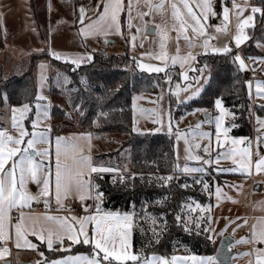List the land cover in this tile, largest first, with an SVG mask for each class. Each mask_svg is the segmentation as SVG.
<instances>
[{"label":"rangeland","instance_id":"rangeland-1","mask_svg":"<svg viewBox=\"0 0 264 264\" xmlns=\"http://www.w3.org/2000/svg\"><path fill=\"white\" fill-rule=\"evenodd\" d=\"M110 2L113 3L114 0ZM161 2H163V8L149 9V3L157 5ZM102 3L104 5L105 0H0V70L2 69L3 73L8 75L12 74L18 66L17 63L23 60L27 61L32 54L44 50L49 53L48 58H42L35 62L37 100L34 106L24 104L28 105L27 110H24L23 105L12 106L5 99V93L0 92V130L13 137H19L21 129L29 133V136L23 138V142L19 146L21 148L26 146L32 132L47 133L48 142H37L31 150L32 152L29 153L33 161L41 165L39 171L41 183L37 189L41 191L43 177L51 176V172L42 165L44 155L37 153L42 152V148L53 140L54 133L57 134L59 130H62L60 122L51 115L53 98L50 88L53 85L65 86L69 82L68 74L56 69L51 64V59L56 60V58L50 54V50L61 54L60 61L69 63L72 59L81 57L84 58L81 63L89 61L88 56L92 58L94 52L103 50L105 53L117 55L129 53L135 59L136 68L147 74H165L169 73L171 68H177L178 79L175 81L171 74H168L163 77L158 91L137 92L133 95V127L135 124V128L139 130L136 132L141 133L173 134L176 165H179L180 169H183L185 165L189 168L203 169L201 172L184 174H201L209 179H216L212 185L213 206L201 208L203 213L211 217L208 218L211 236L213 239L220 240L227 235H223L224 230L234 227L240 234L238 238L234 236L237 239L234 264H251L250 249L253 247L254 251V247L257 249V245L256 242L250 245L247 239L249 205L253 216L259 215L260 212L264 213V169L259 172L256 170V161L264 157V142L262 145L260 144L262 139L260 137H263L264 140V127L258 122L257 117L261 120H264V117L254 116V133L260 140L254 138V141L251 142V139L246 136L231 133L229 121L233 119L234 114L230 107L225 105L222 98L218 97L226 111L220 123L219 133L216 128V117L220 115V110L215 107V100L218 98L211 106H195L185 109L184 105L198 98L210 79V70L202 65L199 66L198 58L209 53H223L213 49L225 46L243 50L250 38L249 30L257 23V15L263 16L259 31L264 30V15L261 13L252 14L251 7L255 6L261 9L264 7L255 0H235L237 5L243 7V12H240V9L233 8V0H210L216 15L208 14L207 19H204V0H123L122 26L121 22L112 21L110 9L104 20L99 21L90 30L92 34L85 35L81 32L82 27L88 24L89 20L100 15ZM224 7L229 9L227 21L223 16ZM81 8L84 10L83 20H81ZM174 12L177 15L174 16ZM237 13L240 14L237 15ZM250 14L253 15V21L244 28L248 39L237 47L234 38L238 31V25ZM194 16L200 18L199 25L193 18ZM201 26L203 33L193 31L194 28L199 29ZM218 27L221 29L226 27V31H217ZM150 28L154 31L149 32ZM253 43L258 52L248 53L246 56L242 54L253 68L264 73V31L254 35ZM236 52L240 55L237 50ZM189 53L194 58H190ZM173 57H177L175 63H173ZM41 63L45 65L43 69L40 67ZM140 65L163 70L149 71L147 68H141ZM245 68L244 63L242 69L246 70ZM201 69L203 72L200 71ZM248 87L249 92L251 91L253 94L254 102L264 105V77L256 78L253 84L248 81ZM196 89H199V93L192 95ZM258 91L261 93L260 95L257 94ZM189 96L191 98L186 99ZM37 105L40 107L37 108ZM14 108L17 110L15 113L13 112ZM33 108L34 112H32ZM74 114L72 113V115ZM14 116L18 127L13 126ZM34 120L37 122L35 128L33 127ZM154 121H160V123H154ZM251 124L253 125L252 120ZM70 125L73 126L72 123ZM64 129H70L69 125ZM157 129L159 130L157 131ZM50 130H52V134ZM202 133H208V135H202ZM178 136L179 139H177ZM103 138L105 139V137ZM234 139L238 142L233 143ZM256 141L261 146H255ZM8 146L17 147L15 144ZM98 147L99 154L96 155V162L100 160V154L103 151L114 146L110 145L108 141L100 143ZM244 149H248L250 155L245 154ZM261 149L263 150L261 151ZM33 152L35 153L32 154ZM19 155L17 153L12 160H18ZM189 156H198L201 159H189ZM204 161H211V163H204ZM242 165L247 167H242ZM225 169H235V171H226ZM125 171L113 174L112 181L121 186L126 185L128 178L124 174ZM178 172L183 173L182 171ZM250 176L252 181L255 177V183L263 184L261 190L251 189V192L249 191ZM33 183L38 185L35 181ZM217 188L220 190L219 195ZM50 191L51 178L49 193ZM100 202L101 200L97 201L93 197L90 203L94 207ZM106 213L131 214L130 212L103 211L97 215ZM202 220L203 217L200 215L198 222L200 223ZM130 223V235L124 250L137 255L140 264H144L145 260H151L153 257H164L169 262L172 261V257H177L174 264H193L192 257L209 256L208 254L199 255L179 250L170 256L155 253L139 256L131 246L132 214ZM257 223V220L254 219L256 228ZM116 243L120 247V241L117 240ZM87 251L91 252V249L88 248ZM31 254V260L28 261L33 264L43 261V256L39 252ZM56 254L55 251L48 253L49 257H54ZM56 259L52 258V260ZM113 264H137V262L131 260L113 261ZM156 264H161V262L157 259Z\"/></svg>","mask_w":264,"mask_h":264},{"label":"trees","instance_id":"trees-1","mask_svg":"<svg viewBox=\"0 0 264 264\" xmlns=\"http://www.w3.org/2000/svg\"><path fill=\"white\" fill-rule=\"evenodd\" d=\"M255 1L264 7V0ZM262 17L257 15L256 25L249 30L250 38L243 50L240 49L245 56L258 52L253 40L254 35L264 31H259ZM236 54L232 48L230 53H209L198 58V65L210 70V79L201 95L184 107L211 106L220 97L234 114L229 121L231 133L251 139L252 110L255 116H264V105L252 106L245 70L233 59ZM48 56L47 50L34 53L27 61L18 62L9 75L0 70V92L5 93L10 105L34 106L37 100L35 62ZM51 64L69 76L67 85L50 88L54 101L51 115L60 122L62 129L69 125L72 131L92 132L101 137L109 134L107 141L111 143L116 141L110 140L112 135L119 140V146L103 151L100 160L105 159L113 171L126 170L124 174L129 177V182L118 185L112 181L111 172H107L94 175L93 187L99 185L98 190L103 193L100 210L132 214L133 251L139 256L152 253L170 256L178 250L199 255L214 254L216 245L207 239L211 231H203L208 228L209 219L202 209L213 206L212 185L216 179L174 171L173 134L133 131V95L158 91L165 75L171 74L173 81L178 79V69L171 68L165 74H147L136 68L135 59L129 53L117 55L103 50L94 52L91 60L79 66L57 59H51ZM169 175L176 178L168 183L158 179ZM204 183L209 185L208 190L204 189ZM185 184L188 186L182 187ZM96 191L94 187V193ZM177 215L181 217L180 222L176 220ZM200 215L203 220L197 229ZM185 222L191 231H185ZM88 248L92 250L90 245L78 244L68 251L57 252L54 257L79 252L90 254ZM40 249L44 251V246ZM47 257L54 258L48 254Z\"/></svg>","mask_w":264,"mask_h":264},{"label":"snow or ice","instance_id":"snow-or-ice-1","mask_svg":"<svg viewBox=\"0 0 264 264\" xmlns=\"http://www.w3.org/2000/svg\"><path fill=\"white\" fill-rule=\"evenodd\" d=\"M157 8L161 9L163 8V2L161 4L152 5L149 3V9L151 8ZM173 8H175V5H173ZM233 8L240 9V12H243V7L240 5H237L235 3V0H233ZM111 9V19L113 22L117 21V14L122 10L121 0H114L113 3L108 4L105 3L104 5V14H102L99 17L98 21H94L92 24L88 25L87 28L81 29V32H83L85 35L92 34L90 31L93 28L94 24L99 23V21L104 20L105 16L108 14L109 10ZM203 10H204V19H207V15H216L214 12L212 5L210 3V0H204L203 3ZM83 8H81V20H83ZM189 12H191V9H189ZM228 12L229 9L227 7L223 8V16L224 20L227 21L228 19ZM251 13H261L264 15V9H261L259 7L252 6L251 7ZM240 13H237L239 15ZM173 15H177L176 12L173 13ZM197 24H200V18L199 17H193ZM253 21V15H248L239 25H238V31L235 35V44L237 47L245 40L248 39L247 35L244 33V28L248 26ZM193 31H200L203 33V27L201 26L199 29L194 28ZM217 31H226V27L224 29L217 28ZM187 39V37H185ZM205 44H207V41H205ZM217 52H223V53H230L232 49L228 46H225L223 48L213 49ZM50 54L55 57L56 59H62V56L58 52H51ZM190 58H194L191 56V53H189ZM66 59V57H64ZM84 58H77L72 59L71 63L74 65L79 66V64L82 62ZM87 59L91 60V56H88ZM173 63L176 62L177 57H173ZM234 61H238L241 67H244V61L241 58V56L237 53L234 56ZM251 59V58H250ZM40 67L43 69L45 65L43 63L40 64ZM141 68H147L149 71H162L161 68H155L153 69L151 66L148 65H140ZM207 67V65H205ZM203 72V69L200 70ZM187 78V77H185ZM207 79V78H205ZM82 82H84V78H82ZM199 93V89H196L195 92L192 93V95H197ZM260 95L261 93L258 91L257 93ZM191 96L186 97V99H190ZM5 99L7 97L5 96ZM40 106L37 105V108ZM215 107L220 110V115L216 117V128L217 133H219L220 130V123L223 119V116L225 114V109L222 107V101L221 99L215 100ZM24 110L28 109V105H23ZM77 109H79V105H77ZM17 111L15 108L13 109V112L15 113ZM83 115V113H81ZM258 122L261 124L262 127H264V120H261L259 117H257ZM36 121H33V127H36ZM154 123H160V121H154ZM13 126L18 127L16 124L15 116L13 117ZM235 126V125H233ZM159 129H157L158 131ZM133 131H139L137 128H135V124L133 127ZM225 132H227V129H225ZM31 138L27 140V144L25 147L21 148L19 147L22 142L23 138L26 136H29V133H27L25 130L21 129L19 132V137H13L10 135H7L5 131L0 130V240H4L7 237L4 234V220L6 215V206L8 209L16 206L17 204H20L22 206H26L29 201L38 199L41 196L47 197L49 196V189H50V176H44L43 177V186L40 192H38L36 195L30 194L25 189L26 184V177L30 178L31 180L35 181L38 185L41 183L40 179L38 178V172L41 169V165L37 164L33 161L32 156L29 154L30 150L33 149L34 145L39 143H47L48 137L46 132L42 133H36L35 131L32 132ZM90 136V134H88ZM202 135H208V133H202ZM179 139V136L177 137ZM259 140V137L257 138ZM238 142L237 140H233V143ZM187 144V140L185 141ZM9 144H15L17 147H9ZM65 144V138L64 137H57L56 138V172H55V195L57 202L59 203L61 200L62 195H66L73 184H75L78 192L84 190L86 187L89 189L93 187L91 185V181H85L83 179L84 172L83 168H87L90 172H109L113 171V169L109 168H96L91 165V158L89 156H75L73 155V160L77 162V164L80 166L81 170L73 172L72 169H70L66 164L62 165L60 161L61 156V149L62 145ZM73 152L76 151V146L72 145ZM187 151V149H186ZM207 151V149H205ZM245 154L248 153V149H244ZM19 153V159L18 160H12L13 157H15ZM39 155H48V150L44 149L42 152L37 153ZM250 155V154H249ZM189 159H201L200 157H188ZM9 160H12L11 166L5 170V165L8 163ZM204 163H211V161H204ZM242 167H247L246 165H242ZM262 169H264V157L260 158L256 161V170L259 172ZM17 170L19 171V187H17ZM219 170V169H218ZM226 171H235V169H225ZM174 171H182L183 173H189V172H201L203 169L201 168H189L187 165L183 167V169L179 168V165H176L174 168ZM50 172V170H49ZM176 177L173 175H169L166 177H158V179L163 180L165 183H168L169 181L175 179ZM196 183H201V181H195ZM188 185H182V187H187ZM97 191L95 193V199L97 201H100L103 197V193L100 192L99 185L94 186ZM209 185L207 183H204V189L208 190ZM219 188H217V194L219 195ZM81 200H83L85 197L84 195H80L79 197ZM45 205L47 206V200H45ZM198 208L200 207L199 204L196 205ZM191 207V205H189ZM97 213L100 212V206L99 203L96 205ZM87 210V209H86ZM23 215V214H21ZM48 220L56 221L59 225V230H52L47 229V235H43L44 229H40L39 231L33 230V235H39L40 239L45 241L47 244V247L49 250H54V243L58 242L63 248L65 237L68 241L71 243L68 245V248H71L72 244H85V245H92V250L90 254H78L75 256H67L62 257L60 259L52 260V261H45V264H113V261H136L137 264H140V261L138 260L137 255H133L126 250H124V246L128 244V238L130 235V228H131V214L125 213L123 215H120L119 213H106L104 215H93V216H83V217H72L71 223H68V217H52L48 216L46 217ZM209 219L211 217H208ZM177 222L181 221V217L177 215L176 217ZM89 221H94V228L91 230V235H89V231L86 228V225ZM153 223H155V218H153ZM74 224H78L79 228L76 229L74 227ZM166 226V224H165ZM197 229H200V224L197 221L196 222ZM16 234L17 236L22 235L21 230V224L17 223L15 226ZM185 231H191V229L188 227V223L185 222L184 225ZM204 232H210L211 230L208 228L203 229ZM154 234H156V230L153 229ZM261 238L264 239V233L261 234ZM208 241L212 242L213 237L211 235L207 236ZM117 240L120 241V247L117 246ZM25 244L29 247L35 248V245L29 244L25 240ZM19 243H17V247H19ZM67 251L68 249H64ZM8 249L3 248L0 249V256H3L7 253ZM41 256H43V253H40ZM159 260L161 264H174V262L178 259L177 257H172V261L169 262L164 257H153L151 260H145L144 264H156V260ZM193 264H224L221 260H218L216 256H201L199 258L192 257ZM36 264H40V262H36Z\"/></svg>","mask_w":264,"mask_h":264},{"label":"crops","instance_id":"crops-1","mask_svg":"<svg viewBox=\"0 0 264 264\" xmlns=\"http://www.w3.org/2000/svg\"><path fill=\"white\" fill-rule=\"evenodd\" d=\"M111 0H105V3L111 4ZM104 3V5H105ZM104 5L102 3V6L100 7L99 11V16L89 20L88 24L84 25L82 29L87 28L88 25L92 24L94 21H97L96 19H99V17L104 14ZM122 9H123V0L121 1ZM123 17H124V11H120L117 14V21L123 25ZM95 25V24H94ZM93 25V26H94ZM250 96L252 100V104H256L253 100V94L250 91ZM54 104L51 103V108ZM259 105V104H258ZM254 110H252V121H253V131H252V137H251V142L254 141V138H257V135L254 133ZM264 117V116H262ZM52 129V128H51ZM50 133L52 134V130H50ZM90 134V136L88 135ZM57 137H64L65 138V144L62 145L61 149V156H60V161L62 165H67L70 169H72L73 172L81 170L80 166L77 164L76 161L73 160V155L79 157L81 155L83 156H89L91 158V165L96 168H109L108 163L106 160H99L96 162V155L99 154L98 145L102 142H108L107 139L110 138L109 134L104 135V136H96L92 132H81L78 130H69V129H62L59 130L57 134H53V140L49 141V143L42 148V151L44 149L48 150V155L43 156V164L45 166L46 170H50L51 172V191L49 193V196L44 197L41 196L38 199L29 201L26 206H22L20 204H17L16 206L8 209L6 206V215H5V220H4V234L7 237L4 239L3 243H0V249L7 248L8 251L5 255L0 256V264H8V260L11 261L10 264H19L22 262H31L28 260H31V253H43V261H40V264H45V261H52V258H48L47 254L48 252H59V251H65L64 249L70 250L73 246L78 245V244H72L71 248H68V245L71 243L70 241L67 240L65 237L64 240V245L63 248H61L60 244L58 242L54 243V250H49L47 247V244L45 241L41 240L39 235H33L32 232L33 230L39 231L40 229H44L43 235H47V229H52L54 231L59 230V225L57 224L56 221L48 220L46 217L52 216V217H68V223H71V218L72 217H83V216H93L97 215V208L96 205L93 207L91 205V201L93 200V197H95L94 193V187H91L90 189L86 187L84 190L79 191L77 190L75 184L71 186L70 191L66 195H62L60 202H57L56 195H55V172H56V138ZM105 137V139L103 138ZM260 141V144L264 142L263 137ZM259 138V140H260ZM110 140H116L115 142L111 143L110 145H113L114 147L112 148H117L119 146V140L115 138L114 135H112ZM259 142H255V146L259 145ZM264 144V143H263ZM72 145L76 146V151L73 152L72 150ZM105 146V145H104ZM103 146V148H104ZM32 150V149H31ZM30 150V151H31ZM263 149H261L262 151ZM264 151V150H263ZM32 152V151H31ZM30 153V152H29ZM35 153V152H33ZM32 153V154H33ZM11 160L8 161V163L5 165V170H7L10 167ZM50 165V166H49ZM84 172L83 179L85 181H91V185L93 186V177L95 174H103L107 172H90L87 168L82 169ZM112 174H118V171H109ZM19 174V173H18ZM17 174V187H19V181L18 177L19 175ZM38 178H39V172H38ZM128 182H129V177ZM252 177L250 176L249 179V188L250 192L251 189H255L256 191L261 190L263 187L262 183H255L253 178V181L251 180ZM127 182V183H128ZM126 183V184H127ZM39 185H35L33 183V180L30 178L26 177V184H25V189L28 193L36 195L38 192ZM80 195H84V199L81 200L79 197ZM47 200L48 204H51L54 206V211L53 212H38L35 211L31 208H33L35 202H45ZM72 201H80L83 204V207L81 210L78 212L74 211L70 207V202ZM251 204V202H250ZM250 207V212L248 216V232H247V239L249 241L250 245L255 244L257 245L250 249V256H251V264H264V239L261 238V234L264 233V213L260 212L259 215L253 216V212L251 214V206ZM87 209V210H86ZM100 212H103L100 210ZM109 212V211H108ZM23 214V215H21ZM205 214V213H204ZM254 219L257 220V228L254 225ZM17 223L21 224V230H22V235L17 236L16 234V229L15 226ZM209 225V224H208ZM74 227L76 229L79 228L78 224H74ZM87 230L89 231V235H91V230L94 228V221H89L88 224L86 225ZM225 232V233H224ZM223 235L228 234L234 238V242L231 244L234 246L233 250H236V238L240 236V234L237 232V230L233 227L232 229L229 230H224ZM235 236V237H234ZM25 240L31 244L35 245V248L29 247L25 244ZM241 240V238H240ZM219 239H213V243L218 245ZM17 243H19V247H17ZM82 244V243H79ZM44 246V251L40 249V246ZM85 245V244H84ZM89 246V245H88ZM92 246V245H90ZM131 246H132V232H131ZM46 250V252H45ZM67 250V251H68ZM78 254H87L85 252H79L75 254H69L65 256H59V257H54L57 259H60L62 257H67V256H75ZM214 256V254H208ZM47 258V259H46ZM18 260V261H17ZM233 261H234V256H233ZM235 262V261H234ZM35 264V263H34Z\"/></svg>","mask_w":264,"mask_h":264},{"label":"built area","instance_id":"built-area-1","mask_svg":"<svg viewBox=\"0 0 264 264\" xmlns=\"http://www.w3.org/2000/svg\"><path fill=\"white\" fill-rule=\"evenodd\" d=\"M230 1V0H229ZM239 53H240V56L241 58L243 59L244 63H245V66H246V77H247V80L253 84L254 80L256 78H260V77H264V73L260 70H257L256 68H253L251 66V64L247 61V59L243 56L242 52L239 50V49H236ZM70 207L78 212L79 210L82 209L83 207V204L82 202L80 201H72L70 202ZM35 211H38V212H53L54 211V206L51 205V204H48L47 203V206L45 205V202H35L34 203V206L33 208H31ZM4 240H0V243H3ZM231 249H234V246L231 245L230 246Z\"/></svg>","mask_w":264,"mask_h":264},{"label":"water","instance_id":"water-1","mask_svg":"<svg viewBox=\"0 0 264 264\" xmlns=\"http://www.w3.org/2000/svg\"><path fill=\"white\" fill-rule=\"evenodd\" d=\"M72 1H82V0H72ZM148 31L153 32L154 30L150 28ZM233 242H234V238L227 234L220 239L216 247L214 256H216L218 260L224 262V264H234L233 256L235 255V250L231 249L230 247ZM7 263L10 264L11 261L8 260ZM19 264H33V263L22 262Z\"/></svg>","mask_w":264,"mask_h":264}]
</instances>
